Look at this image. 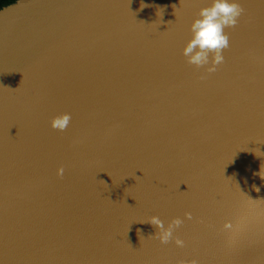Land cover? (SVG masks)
<instances>
[{"label":"water","instance_id":"obj_1","mask_svg":"<svg viewBox=\"0 0 264 264\" xmlns=\"http://www.w3.org/2000/svg\"><path fill=\"white\" fill-rule=\"evenodd\" d=\"M238 2L211 73L182 54L207 0L0 9V264H264V0Z\"/></svg>","mask_w":264,"mask_h":264},{"label":"clouds","instance_id":"obj_2","mask_svg":"<svg viewBox=\"0 0 264 264\" xmlns=\"http://www.w3.org/2000/svg\"><path fill=\"white\" fill-rule=\"evenodd\" d=\"M207 3L208 6L199 10L197 18L190 25V38L183 48L182 54L188 64L197 68L211 65L207 67V71L211 73L216 70L217 65L224 62L223 52L229 47V38L225 33V29L236 26L244 9L240 6L238 0H207ZM146 6L144 5V7ZM70 120L71 116L67 113L56 116L51 121V127L64 131ZM256 156L258 155L256 154ZM63 172L64 169L60 168L57 170V175L62 176ZM261 173L262 166L258 175L261 179H264V175ZM259 190L256 187V191ZM185 219L191 220V213H185ZM146 223L156 229L153 237L158 239L161 244H168L170 240H173L174 230L182 225L183 220L176 218L165 227L164 222L159 217L152 216ZM225 228H231V224H225ZM174 243L177 247L184 246V241L180 239H175ZM191 264H198V262L192 260Z\"/></svg>","mask_w":264,"mask_h":264},{"label":"trees","instance_id":"obj_3","mask_svg":"<svg viewBox=\"0 0 264 264\" xmlns=\"http://www.w3.org/2000/svg\"><path fill=\"white\" fill-rule=\"evenodd\" d=\"M17 0H0V9H2L5 6H8L14 2H16Z\"/></svg>","mask_w":264,"mask_h":264}]
</instances>
